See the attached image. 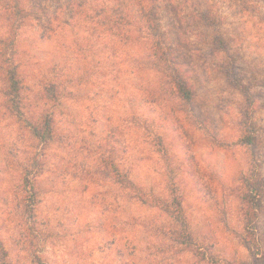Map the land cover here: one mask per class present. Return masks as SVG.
Segmentation results:
<instances>
[{
	"label": "rangeland",
	"instance_id": "1",
	"mask_svg": "<svg viewBox=\"0 0 264 264\" xmlns=\"http://www.w3.org/2000/svg\"><path fill=\"white\" fill-rule=\"evenodd\" d=\"M69 1L35 0L15 37L50 138L5 109L0 72V264H264V0H160L191 104L145 35Z\"/></svg>",
	"mask_w": 264,
	"mask_h": 264
},
{
	"label": "trees",
	"instance_id": "2",
	"mask_svg": "<svg viewBox=\"0 0 264 264\" xmlns=\"http://www.w3.org/2000/svg\"><path fill=\"white\" fill-rule=\"evenodd\" d=\"M78 1L71 0L69 4L79 10L81 5H78ZM108 1L96 0L94 2L93 14L102 34L117 37L123 44L130 41V34L145 35L151 42V53L147 62L173 83L181 100L191 104L194 99L192 87L186 73H183L181 69L182 65L174 49L162 32L160 20L162 1L160 3V0H124L115 5L108 4ZM41 8L35 5V0H0V15L7 31L6 36H0V72L5 82L2 92L5 100L4 107L7 111L14 112L19 122L27 125L34 138L42 141L50 138L52 119L46 117L39 124L33 117L26 116L24 93L28 86L25 76L22 74V59L19 57L17 50L19 46L15 39L16 33L29 24L33 12H41ZM202 20L212 23L213 19L210 15L202 13ZM54 88L55 85L52 84L45 86L42 91L46 93V96L52 95L51 98H56V95L52 93ZM246 143L252 145L253 138H246ZM25 170L23 169L24 184L28 183ZM127 183L132 185L127 178L121 184ZM133 187L135 186L133 185Z\"/></svg>",
	"mask_w": 264,
	"mask_h": 264
}]
</instances>
